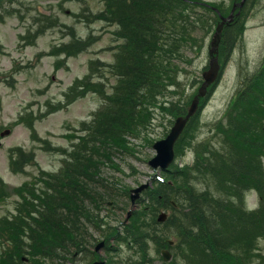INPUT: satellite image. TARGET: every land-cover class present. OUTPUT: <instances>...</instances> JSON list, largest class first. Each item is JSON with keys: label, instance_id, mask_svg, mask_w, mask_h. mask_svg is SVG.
Instances as JSON below:
<instances>
[{"label": "trees", "instance_id": "obj_1", "mask_svg": "<svg viewBox=\"0 0 264 264\" xmlns=\"http://www.w3.org/2000/svg\"><path fill=\"white\" fill-rule=\"evenodd\" d=\"M112 2L113 16L104 13L101 18L119 21L123 28L121 34L118 31L123 45L115 97L106 99L108 105L84 125L70 158L58 174L44 181L42 192L36 197L27 185V198L20 194L41 213L51 250L58 255L68 252L69 244L83 247L82 221L103 222L99 211L107 204L106 194H112L96 195L94 183L98 184L96 177L102 176V168L114 161L117 152L131 150L129 138L147 131L159 110L176 116L186 113L190 97L186 99L177 60L192 46L189 34L201 30L206 34L216 20L210 8L203 6V12H198V4L186 0ZM237 22L226 29L227 56L244 29V21ZM240 25V30L233 29ZM197 122L198 116L176 145L178 160L191 150L194 160L183 165L177 161L166 170L163 181L155 180L141 208L132 212L122 229L107 226L103 236L108 241L115 238L118 257L120 247L127 245L141 256L133 264H149L153 246L160 253L174 239L170 247L177 264H252L264 258L259 248L264 239V63L254 73L244 74L236 99L214 123L216 140L197 141ZM251 190L259 197L253 211L246 208ZM163 209L170 216L160 223L157 217Z\"/></svg>", "mask_w": 264, "mask_h": 264}, {"label": "rangeland", "instance_id": "obj_2", "mask_svg": "<svg viewBox=\"0 0 264 264\" xmlns=\"http://www.w3.org/2000/svg\"><path fill=\"white\" fill-rule=\"evenodd\" d=\"M200 1L219 2L225 13H229L240 0ZM114 7L112 0H6L5 6H0V179L3 181L0 218L12 216L15 211L17 196L6 198V195L18 193L26 181L41 182L39 179L46 175L44 170L58 171L62 165L61 148L71 149L75 137L84 132L83 125L108 105L107 100L115 97V86L120 83L119 48L123 45L120 35L123 28L119 21L101 18L104 13L113 16L110 12ZM197 10L203 12L204 9L197 7ZM243 20L247 28L238 42L233 43L230 57L221 60L224 72L220 80L184 129L185 132L198 116L197 141L217 139L214 123L224 117L235 100L237 87L244 81L240 70L252 72L264 59V0H248ZM233 29L238 31L241 25ZM213 34L206 35L202 30L189 34L187 40L194 48L190 47L185 56L177 60L182 68L186 99L194 96L201 86L202 73L210 61L208 53ZM172 109L175 111V107ZM176 118V114L157 111L148 131L140 137H130L131 151L115 154L114 161L119 168L111 165L102 168V176H97L100 194L112 192L116 200L108 198L110 204L101 212L108 224L125 220L134 207L125 188L154 183V171L147 161L155 151L147 137H165ZM193 151H188L183 159L193 160ZM20 158L27 164L24 172H17L22 164ZM13 163L17 170L12 169ZM80 235L87 250L78 253L73 260L66 257L64 264H92L98 259L92 252L103 240L100 230L81 228ZM38 243L47 247V242L40 238ZM29 244L23 242L7 259L0 255V264H44L47 257L28 252L25 247ZM69 246L67 248L72 249ZM117 247L115 241L107 242L97 253L107 263L117 264H133L141 257L136 249L127 246L120 247L122 252L118 257ZM259 247L264 251V239L259 241ZM150 252V264H165L153 249ZM54 264L59 262L56 260ZM173 264H177L175 259Z\"/></svg>", "mask_w": 264, "mask_h": 264}, {"label": "water", "instance_id": "obj_3", "mask_svg": "<svg viewBox=\"0 0 264 264\" xmlns=\"http://www.w3.org/2000/svg\"><path fill=\"white\" fill-rule=\"evenodd\" d=\"M221 31V26L218 29V32L215 36V39L212 43L213 47L215 48L218 44L219 41V34ZM220 65L218 63V60L216 58H212L211 61V68L209 71L204 73V77L206 79L205 83L200 89L199 95H203L206 92L207 85L210 84L212 81H214L219 73ZM199 95H197L190 107L189 113L187 114L186 117L181 116L177 119L174 127L172 128L171 133L167 136V138L157 141L154 145L155 149L157 150V155L151 159L150 164L154 167H162L165 168L169 166L172 161L175 158V150H174V145L176 140L178 139L180 133L183 131L188 119L190 116L197 110L198 107V102H199ZM144 188V186L139 187L135 189V194L132 196L135 200L139 195L138 193ZM167 218L166 213H162L160 216V220H165ZM166 259H170V253L167 251H164ZM95 264H104L103 261H98Z\"/></svg>", "mask_w": 264, "mask_h": 264}]
</instances>
